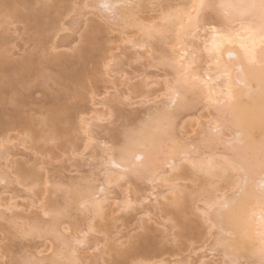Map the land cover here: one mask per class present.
<instances>
[{
    "label": "rangeland",
    "instance_id": "obj_1",
    "mask_svg": "<svg viewBox=\"0 0 264 264\" xmlns=\"http://www.w3.org/2000/svg\"><path fill=\"white\" fill-rule=\"evenodd\" d=\"M9 1L19 4L18 10L21 12H27L25 6L28 3L34 5L32 7L35 10L41 9L44 4L48 5L51 11L47 20L48 38L45 42L37 40L35 32L25 24L22 18L11 19L3 16V21L6 23L0 24V48L6 51L7 74L14 76L17 70L16 66L23 64L29 58L34 64H32V71L27 74L28 78L18 79L17 76L15 77L18 80L16 85L20 94L18 97L11 94L7 90L8 88L4 89L2 95L4 104L2 108L0 107V112L2 110L6 114H11L14 110L22 112L24 118L30 119L33 132H31L32 129L24 125L8 130L0 128V141L4 137H9V152L13 155L12 158L10 157V161L13 163L10 165L8 162L9 166L1 167L6 170L11 185L8 182L0 185V200L5 199L6 202L9 197L16 198L17 201H14L16 205L18 204L17 208L19 209H15L14 212L23 215V217L15 222H19L21 226L32 223L34 226L36 223L42 228H48L54 215L46 218L41 212L46 209L51 213H56L54 207L60 209L65 205L64 194L66 190H72L68 187L71 180L80 181L85 177L93 181L95 185L105 184L106 166L104 160L107 159L110 152L104 149L103 144L107 143L109 147H113L114 152H118L125 143V136L137 132L155 112L156 105L146 102L158 100V96L166 94L167 87L174 86L178 76L175 74V70L166 63L168 46L159 43L157 36L151 40L143 38V32L139 31L137 27L131 29L102 18L101 16L105 13L97 4L99 0H67L63 4L57 3L56 0H40L37 5H35V0ZM179 3L178 0L153 1L152 5L147 4L148 9L142 16L150 17L152 23L159 26L163 22L159 18V13L151 12L153 7L166 8L167 11L172 12L177 10ZM153 15L155 19L152 17ZM126 38L130 41L139 40L141 42L142 40L144 47L134 48L132 44L125 42ZM69 43H72L71 46ZM58 44L68 45L71 48L70 50L63 47L58 50L60 53L65 52L67 57L56 63L48 61L51 55L58 53L54 49ZM88 44L93 50L92 56L83 62L85 69L81 83L78 87H72L64 79L62 73L67 72L70 75L73 73L77 67H74L77 64V55ZM110 54L115 56L116 60H105ZM5 80L6 78H4ZM129 84L130 86H128ZM94 99L96 102L105 100L107 107L104 109L102 107V109L108 112L112 108L110 110L112 116L104 117L98 123L92 122L95 125L93 128L95 132L94 141L91 142L86 140L87 134L82 129L79 116L81 114L86 118L92 116L90 112L95 107ZM196 100L195 94L188 95L189 102L194 104ZM59 102H64L69 106L78 103L80 105L78 118L72 125L60 124L63 131L66 132L60 141L44 143L40 139L41 135L51 136L52 128L43 124V121L48 118L52 109L59 106ZM202 104H198L194 110H182L178 113L176 118L178 138L192 140L194 146L199 148V153H206L213 149L211 153L215 151L218 157L226 153L233 154V152H228L232 145L229 147L223 141L221 143L220 139L223 140L227 137L226 140L229 141L230 136L233 139L235 128L224 129L225 137L213 138L214 144L212 145L209 144L212 142L206 143L203 140V135L199 134L201 126L207 125L210 120L214 121L216 118L215 111L206 107L205 109V103ZM103 114L104 112L101 110L100 115ZM197 125L201 126L197 127ZM33 135L36 136V139L31 141ZM167 145L170 143L167 142ZM18 149H21V152ZM0 151L1 158L6 149L0 147ZM3 162L1 160L0 163L5 164ZM19 165H24L26 169L32 170L37 165V168H41V175L45 173L42 180L47 179L48 184H42L34 189L28 186L22 187L15 181ZM185 167L186 170L189 169L186 174L190 172L192 176L185 175L184 178L187 180L182 178L184 181L179 182L181 186L186 185L184 187L188 192H185L191 197H188L186 208L180 216H177L178 208L169 205L170 201H167L163 213L153 208L158 193H164L167 190L164 186L165 183L160 180L151 182L129 177L117 185L110 184L107 187L108 196L118 201L113 207L117 213L113 214L114 218L101 221L97 219V222L95 220V228L91 230H88L90 224L87 223L85 215L79 211H73L74 219L63 218L60 233L69 235L65 230L67 227L71 230L70 234L72 235L74 233L81 236L84 233L87 234L88 246L86 247L88 248H82L80 251L85 252L87 260L80 264H90L92 261L93 264H140V262L141 264H156L162 260L167 264H231L232 260L227 258L222 247L216 244L217 238H220L218 230L210 228L199 211L204 207V202L210 200L208 197L210 188L215 190L216 187H218L217 189L221 188L219 191L221 193L223 182L220 180L217 183L216 179L214 182L216 187H212L213 183L211 187L206 186L211 183H204L203 179L206 177L194 173L190 167ZM3 186L5 189L2 188ZM164 189L166 190L164 191ZM204 189L208 191L203 192ZM216 192H211L214 197L217 196L214 195ZM229 194L231 195V191ZM141 197H147V202L136 203L135 201ZM124 199L125 201L126 199L132 200L134 204L127 208ZM189 199L190 201H188ZM36 213L38 214L36 215ZM9 216L11 213L6 212L3 219L0 220V264H5V261L7 264H25L30 258L32 259V256L37 253L36 251L39 253L43 251L41 256H46L51 253L49 248L53 249L58 246V240H54L51 235H45L43 238L28 236L21 238L22 236L20 237L17 231L18 227L12 223L13 219H10L12 217ZM46 219L49 220L47 224L44 223ZM142 225H145L146 229ZM29 227L31 225L27 226V228ZM148 234H150L149 239L148 236L146 237ZM141 239L153 241L154 247L159 250L158 253L123 258V256H115V253L108 249L117 245L116 247L122 246L125 251H130ZM44 253L46 255H43ZM101 255L104 259L100 258ZM250 260L241 259L244 264H259L255 259V261Z\"/></svg>",
    "mask_w": 264,
    "mask_h": 264
},
{
    "label": "bare ground",
    "instance_id": "obj_2",
    "mask_svg": "<svg viewBox=\"0 0 264 264\" xmlns=\"http://www.w3.org/2000/svg\"><path fill=\"white\" fill-rule=\"evenodd\" d=\"M39 1L40 0H35V5H37ZM66 1L67 0H56L57 3H62V4L66 3ZM153 1L157 2L160 0H150V1L108 0L109 3L119 4L121 6L114 9V11L111 14L106 12L104 9L101 10L103 13H105L101 17L105 18L107 21H112L114 23L117 22L131 29L137 27L139 28V31L143 32V38L146 37L147 40H151L157 36L159 43L161 42L163 45H166V47L168 46L166 51L168 56L165 58L166 63L175 70L176 72L175 74L178 76L177 81H181V83L179 84L176 81L175 82L176 84L174 85L177 87V89L180 92V99L178 103L176 105H172L169 96L166 94L160 97L158 96L157 97L158 100L155 99L154 101L146 102L148 104L151 103L157 106V107L155 106L156 108L155 112L152 114V116L149 117L146 123L137 132L133 133L132 135L125 136V140H124L125 143L118 150V152H114L113 147H109L107 143L103 144L104 149H107L110 152L108 154L107 159L104 160L106 166L105 169L106 185L105 184L95 185L93 181H90L85 177L81 178L80 181L78 180L69 181V184L68 183L67 184L68 187L72 190L68 189L65 191L64 194L65 202H66L65 205L60 209L54 207L55 212L64 211L65 214L61 216L54 215L51 218V223L50 225H48V228L41 227L42 229L41 233H36V234L31 233L33 223L28 224L31 225V227L27 228L28 226L27 224L21 226L19 222H15V220L17 221V219L23 217V215L16 214L14 212L15 209L16 210L19 209L17 208L18 204L16 205L15 203V201H17L15 200L16 198L14 199L13 197H9L6 201L7 203L4 201L5 199L0 200V220L3 219L6 212L11 213V216L9 217H12L10 219L14 220V221L12 220V223L16 227H18L17 229L19 230L17 231L20 237L22 236L21 238L27 236L34 238H43L45 237V235H51L54 240H58L57 233H60L61 231L60 228L61 225L63 224L61 223V220L63 218L68 220L74 219V214H73L74 210L79 211L80 213L85 215L87 223L90 224L88 226V230L95 228L96 225L95 220L97 222V219L101 221L103 219L107 220V218L109 219L114 218L112 216H114L113 214L116 212L114 211L113 207L117 204L116 202L118 201L108 196L107 187L110 184L117 185L120 182L124 181L125 179L126 180L129 179V177H134L136 180L143 179L151 182H157L160 180L161 182L165 183L164 186L165 188H167V190L164 189V191L166 190V192L163 191L164 193L161 192L158 193V195L155 194L157 195L155 199L156 204L153 208L156 211L160 210L163 213L164 212L163 208L167 205V201H170V203L168 202L169 205L171 204L172 206H176V209L178 208L179 214L177 216L182 215L183 211L186 208L187 199L189 196L191 197V195L187 193L188 191L185 190L186 187L184 186L186 185L184 184H183L184 186L180 185V182L184 181L182 180V178L185 179L184 178L185 175L188 177L192 176L190 172L189 174H186V171H189V169L186 170L185 166L190 167V169H192L194 173L201 174L204 176V178L206 177V179L203 178L202 179L204 180V183L211 182L210 184L206 185L211 187L213 184H216L214 183L216 179H213L212 176L205 175L204 173L198 171V167L201 164L206 166L209 162L213 160H218L219 157L221 156V155L219 157L218 155L216 156L217 153H215V151L214 153H211V151L213 150L212 148L211 151H208L206 153H199L200 152L198 151L199 148L194 146L192 140L178 138L176 118L178 117V113L182 110H194V108L198 104L205 103L206 105L204 104V108L206 107L209 110L211 109L215 111L214 116H216V118L214 119V121L210 120L209 123L205 121L208 124L207 125L205 124L206 126L203 125V127L199 125L201 126L199 134L201 136L203 135L204 137L203 140L206 141V143L212 142L209 143L210 145L214 144L213 138H215V135L210 131V129L213 126H215L216 124H219L221 126L223 130L222 135L224 134V136L222 137H225L226 135V131H224V129L228 130L235 128L236 130L234 131V135H232L235 142L231 144L232 145V147L230 148L231 151L230 149L229 151L227 150L230 153L233 152V154L231 155L234 156H241L249 153L253 149L254 143L258 145L261 137L264 136V130L261 129L260 125L258 123L253 124L251 120L248 100H247L248 89L245 88L243 83H241V80H243L245 77H251L253 73L258 74L260 69L258 66L249 65L244 60L243 50L240 47V41L235 40L232 44L224 45L220 55L221 69L218 70L215 61L210 59L208 53L204 51L206 43L208 44L209 47H211L212 33L205 32L203 28H201L199 32H196L193 35L194 29H192L189 26L188 14L191 13L193 17L196 16V12L192 10V7L194 3L198 2V0H178L180 3L178 4L177 10L172 12H169L170 10L167 11L166 8L160 9L154 6L151 12L152 13L154 12V14L159 13L160 15L159 18L163 22V24L159 26L153 24L150 17L144 18V16H142L144 14V11L148 9L147 4L152 5ZM103 2L104 0H99L97 4L100 5ZM215 2L220 3L221 0H215ZM223 2L238 3L240 2V0H223ZM18 6L19 4H16L9 0H0V18H2L0 24L6 23L5 21H3V16L11 19L22 18L25 24L35 32L37 40L45 42L48 38L47 20L49 19L48 15L51 11L48 5L44 4L41 7V9L35 10V8L32 7L34 5L28 3L25 6V10H27V12H21L20 10H18ZM152 17L154 18L155 16L153 15ZM161 32L164 33L163 36L160 35ZM178 33H183L182 38H178ZM125 42L132 44L134 48L139 47L141 49L144 47V43L142 42V40L141 42L139 40L130 41L128 38H126ZM63 44H58V46H55L54 47L55 52L63 47L69 48L71 50V48L68 45H66L68 46L66 47L63 46ZM71 44L72 43H69L70 46ZM92 51L93 50L91 48V45L90 44L86 45L84 48L80 50V54L77 55V64L74 66V67L77 66L76 67L77 69L75 68L71 75L67 72L62 73V76L66 81H68L70 86L78 87V85L81 83L80 81L84 77L83 75L85 69L83 62L84 60L92 56ZM229 53H232V55L230 56ZM65 54H66L65 52L60 53L58 51V53L56 52V54L51 55L48 61L56 63L58 60L62 58H66L67 55L65 56ZM115 58H116L115 56L110 54L105 58V60L110 61L112 59L113 61V59ZM188 62H191L194 65L195 73L201 78V80L208 81L207 86L201 84L196 87H189L183 84V80L185 79V77L182 75L184 69L181 65L182 64L186 65ZM32 64L33 61H31V58H29L23 64L16 66L17 70L15 75L10 76L7 74V70L5 68L6 51L0 48V107L1 108L2 105L4 104V98L2 97L5 91L4 89L8 88L7 90H9L11 94H13L15 97H18V95H20L19 91L16 89L18 80L15 77L17 76L18 79L28 78L27 74L30 73L33 69ZM224 67H227L229 69L230 76L222 75V69ZM241 68L243 69V72L240 71ZM4 78H6L5 81ZM128 86H130V84ZM168 87L166 93L168 92ZM113 89H115V87H113ZM128 89L131 90L130 87H128ZM189 94H193V95L195 94L197 98V100L195 101L196 103L193 104L192 102L188 101ZM104 101L105 100H98L96 102L94 99L95 102L94 104L96 109L94 107L93 110L90 112L92 116H89V118H86L85 116L82 117L81 116L82 114L79 116L82 129H84V132L87 134V139H86L87 141H91V142L94 141L95 131L93 128L95 125H93L92 122L98 123L102 121L104 117L112 116V112H110L112 108H110V110L108 109L109 110L108 112H105L103 110L105 107H107V103ZM58 105L59 106H57L56 108L50 111L48 118H46L43 121V124L48 125L49 127L52 128L51 136L41 135L40 139H42L44 143H50L51 141L52 142L60 141L63 138L64 133L66 134V132L63 131V129L60 127V124L69 126L72 125L74 120L78 118L77 116L79 114V109H80V105H78V103L69 106L66 105L64 102L63 103L59 102ZM101 110L104 112L103 115H100ZM165 115L171 116L172 131L170 136L163 135L158 131V129L163 126L162 122ZM21 125H24L29 129H32L31 132H33L30 119L24 118L22 112H19L17 110H14L11 114H6L5 112H3V110L0 112V128L3 127L4 129L8 130ZM199 126L197 125V127ZM193 132L195 133L194 130ZM238 132L241 134L239 138H237ZM35 139L36 136L33 135L31 141ZM226 139L228 138L226 137L223 140L220 139L221 143L223 141L224 144L228 145L227 144L228 141ZM173 141L181 142L183 149L187 152V159L182 160L181 153L177 150V146L175 143H173ZM167 142H169L170 145H167ZM215 142L217 141L215 140ZM8 144H9V137H4L0 141L1 149L3 148L6 149V152H3V154L1 153L3 155V156L1 155L2 159L0 158L2 162L3 161L5 162V164L0 163V185L7 182L8 184L11 183V181H9L10 178H8V175L6 174V170L1 168L3 166L4 167L9 166L8 162H10V165L13 163V161L12 163L10 161V157L12 158L13 155L9 152L10 146ZM20 150L19 152H21ZM133 151L140 152L145 156V160L143 161L144 169H142V174L139 176L124 171V169L129 167L131 160L130 152ZM193 164H196L198 167L193 168ZM44 174L41 175V168L40 169L37 168V165L35 168H33V170L26 169L24 165L22 166L19 165L18 174H17L18 176H17V180L15 179V181L19 183L22 187L28 186L34 189L38 186H42V184H48L47 179L45 181L42 180L43 178L42 176H44ZM121 176H124L125 179L123 180L120 179ZM258 179H259L258 173L254 174L252 176V183H250L249 186L243 192H240L238 197H236L235 205L227 213L228 219L225 221L224 224V232L221 233L217 229L220 238H217L218 240H216V244L225 245V246H221L222 249L224 250L223 253L227 258H230L232 261L235 259L241 260L244 258L248 260L255 259L256 262L257 261L259 262L260 260L259 249L262 245V242H264V237L260 235L259 230L257 228L256 225L257 218L252 216V212L254 210L253 206L255 205L256 201L251 198L252 188L254 186L255 181H257ZM185 180H187V178ZM217 181L220 180L217 179L216 182ZM2 188H4V186ZM217 188L218 187H216V190L210 188V190L212 189L211 192H216V191L219 192L221 188L219 189ZM210 190L208 191L207 189H204L203 192L208 191V197L212 199L211 197L214 196L212 195ZM222 191L223 190H221V193ZM217 192L214 193V195H217ZM229 196H232V193L231 195L229 194ZM126 197L128 198V196ZM190 199L188 201H190ZM147 200H148L147 197H141L135 202L138 204H143L147 202ZM3 201L4 203H2ZM124 202L127 208H130L129 206L134 204V202L129 199H126V201L124 199ZM32 206H34V204ZM45 210L46 209H44L41 212L42 215ZM255 210L258 212V208ZM37 214L38 213H36V215ZM213 223H216L215 219H213ZM34 225L37 224L34 223ZM25 226L27 229L25 228ZM143 227L146 229L145 225ZM70 236L73 238H77V237H82L83 234L81 236L79 234L77 235V233H74V235L70 234ZM147 236L149 239L150 234L146 235V237ZM83 238L86 240L84 247L72 245L65 250L64 252L65 261L76 260L82 263L83 261L87 260L85 256V252L83 250L82 252H80L82 248L88 246L86 236H83ZM148 239H141L140 242L138 241L136 246L133 247L130 251H125L122 246L116 247L117 245L115 242L114 244L116 246L109 247L108 249H110V251H113L115 253V256H121V257L123 256V258L129 256L140 257L141 255L142 256L156 255V253H158L159 250H157L154 247L152 243L153 241H148ZM72 247L76 248L75 255H73ZM50 249L51 248H49V250ZM36 252H35L36 254H34V256H32V259L30 258L29 261H34L35 264H48V261L51 258V253H48L49 254L48 255L45 252L47 255L45 253L43 255H46L47 256L46 257V256H41L42 255L41 253L43 251L42 252L40 251V253L39 251ZM100 258L104 259L102 258V255ZM232 261H230L231 264ZM90 264H93V261ZM156 264H167V263L162 260Z\"/></svg>",
    "mask_w": 264,
    "mask_h": 264
},
{
    "label": "snow or ice",
    "instance_id": "obj_3",
    "mask_svg": "<svg viewBox=\"0 0 264 264\" xmlns=\"http://www.w3.org/2000/svg\"><path fill=\"white\" fill-rule=\"evenodd\" d=\"M119 4L109 3L104 0L99 5L108 13H112L114 9L120 7ZM192 10L196 12L193 17L191 13L188 14L189 26L194 29L193 35L199 32L201 28L205 32L212 33L211 47L205 44L204 51L208 53L210 59L214 60L216 66L221 69L220 55L221 50L225 44H232L235 40L240 41V47L243 50V58L249 64L258 66L259 73H253L251 77H245L241 80L245 88L248 89V106L249 113L253 124H259L264 130V0H240L238 3H216L215 0H198L193 4ZM183 28V26H182ZM164 35L163 32L160 33ZM183 33H178V38H182ZM231 56L232 53H229ZM184 69L182 75L185 77L183 84L189 87H196L198 85H208V81L201 80L196 75L194 65L188 62L186 65H181ZM243 72V69H240ZM222 75L230 76V71L227 67L222 69ZM181 83V81H177ZM166 95L169 96L172 105H176L180 99V92L176 86L170 85ZM163 126L158 131L166 136L171 135L172 125L171 116L165 115L163 119ZM210 131L216 138L222 137V128L219 124L213 126ZM241 134L237 133V138ZM234 139H230L227 144L231 147ZM176 144L177 150L181 153L182 160L187 159V152L183 149L180 141H173ZM131 160L129 167L124 169L125 172L133 175H141L144 169L143 161L144 154L140 152H130ZM118 166V165H117ZM193 164V168H197ZM198 171L205 175H210L213 179H218L223 182V193L218 192L214 199L204 202V207L199 209L200 214L206 219L210 228L218 229L221 233L224 232V224L228 219L227 213L236 203V197L240 192H243L250 183H252V176L256 173L259 179L255 181L251 192V198L256 201L252 216L256 217V225L259 233L264 237V136L261 137L258 145L254 143L253 149L244 155L234 156L223 154L218 160L209 162L206 166L201 164ZM120 179H125L121 176ZM213 187H216L214 184ZM231 191L232 196H229ZM258 208V212L255 210ZM64 211L51 213L47 210L43 212V216L50 218L53 215H64ZM215 219L216 223H213ZM45 224L49 220L44 221ZM51 227V226H50ZM64 233H57L58 246L50 249L51 258L48 264H80L79 261H65L64 252L70 246L75 245L84 247L86 240L82 237L73 238L70 236V229ZM42 229L39 224L34 225L31 229L32 234L41 233ZM27 235V234H25ZM219 246H225L224 244ZM73 255H75L76 248L72 247ZM259 264H264V242L259 249ZM7 264V261H5ZM25 264H35L34 261H26ZM232 264H244L243 261L235 259Z\"/></svg>",
    "mask_w": 264,
    "mask_h": 264
}]
</instances>
